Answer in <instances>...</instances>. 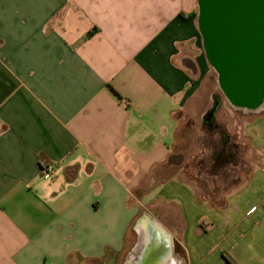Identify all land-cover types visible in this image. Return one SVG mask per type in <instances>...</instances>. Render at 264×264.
Instances as JSON below:
<instances>
[{
  "label": "crops",
  "instance_id": "obj_1",
  "mask_svg": "<svg viewBox=\"0 0 264 264\" xmlns=\"http://www.w3.org/2000/svg\"><path fill=\"white\" fill-rule=\"evenodd\" d=\"M196 9L197 0H0V264L119 251L141 201L179 208L180 226L163 231L179 263L264 264V112L244 125L260 162L224 206L174 176L156 180L181 119L199 112L209 63ZM46 162L56 165L50 179ZM230 165L206 171L226 179Z\"/></svg>",
  "mask_w": 264,
  "mask_h": 264
},
{
  "label": "rangeland",
  "instance_id": "obj_2",
  "mask_svg": "<svg viewBox=\"0 0 264 264\" xmlns=\"http://www.w3.org/2000/svg\"><path fill=\"white\" fill-rule=\"evenodd\" d=\"M197 16L198 7L193 14L196 20ZM197 101L199 103V112L191 111L188 117L181 119L178 126L177 140L173 149V153L179 155L178 163L168 164L166 167L158 166L156 171H154L157 175L156 180L162 181L174 176L192 184L199 197H205L208 201L215 204H224L229 190L241 186L249 175L250 169L260 162V155L250 146L249 140L244 134V125L253 116L263 113L264 108L257 112L235 109L220 90L217 82V73L211 65H208L205 72ZM216 101H218L219 105L212 123L217 128L209 130L204 123L203 114ZM223 136L227 139L226 141L222 139ZM219 146L220 148L221 146L222 148L223 146L228 148L227 152L231 154L229 160L237 164V166H227V172L231 174L226 179L219 175H215L217 178H214L212 174L206 171L208 165L212 167L213 153L216 150L215 148L218 149ZM233 151H238V158L237 156L234 158ZM142 184L145 185L146 182L144 181ZM147 189L148 187H142L140 191L143 194ZM153 192H155V189H153ZM141 193L138 196H143ZM166 222L180 226L179 208L176 205L165 202L150 204L141 201L138 215L131 230H128L123 249L119 251L110 249V251H105L100 259H78L71 264H134L137 255H139L137 245L140 238L144 242L138 225L141 224L143 231L145 229L148 231L149 226L155 223L163 232ZM162 235H166L164 238L169 241V254L172 255L165 264H170L172 261L175 263V260L176 264H181L179 263L181 254L179 252L176 253L174 250L173 253L171 251V249L178 248L176 245L177 241L165 233H162Z\"/></svg>",
  "mask_w": 264,
  "mask_h": 264
},
{
  "label": "water",
  "instance_id": "obj_3",
  "mask_svg": "<svg viewBox=\"0 0 264 264\" xmlns=\"http://www.w3.org/2000/svg\"><path fill=\"white\" fill-rule=\"evenodd\" d=\"M197 7L204 54L224 97L235 109L259 111L264 105V0H197ZM218 105L203 120H212ZM149 227L143 231L141 226L144 242L140 238L134 264H165L169 241L155 223Z\"/></svg>",
  "mask_w": 264,
  "mask_h": 264
},
{
  "label": "trees",
  "instance_id": "obj_4",
  "mask_svg": "<svg viewBox=\"0 0 264 264\" xmlns=\"http://www.w3.org/2000/svg\"><path fill=\"white\" fill-rule=\"evenodd\" d=\"M95 31V29H92L91 31H89L87 34H86V36H90L93 32ZM112 90L115 92V90L112 88ZM116 94H117V96H119V94L117 93V92H115ZM216 102H218V101H216ZM214 119V118H213ZM213 119L212 120H210V121H205L204 120V123L208 126V129L209 130H214V126H213ZM217 128V127H216ZM224 141H226L227 139H225L224 138V136H223V138H222ZM223 148H224V146H223ZM222 148V146H221V148H220V146L218 147V149L217 148H215L216 150H214L215 152L213 153V163L215 164V163H218V158H219V156H222V157H224V154H222L223 153V149ZM178 157H179V155H177V154H175V153H172L169 157H168V160H167V162H166V165H168V164H176V163H178L177 162V159H178ZM214 205H216V206H218V207H222V206H224V204H214ZM131 230V228L129 229V231Z\"/></svg>",
  "mask_w": 264,
  "mask_h": 264
},
{
  "label": "built area",
  "instance_id": "obj_5",
  "mask_svg": "<svg viewBox=\"0 0 264 264\" xmlns=\"http://www.w3.org/2000/svg\"><path fill=\"white\" fill-rule=\"evenodd\" d=\"M55 164L53 162L42 163L40 174L44 179H50L55 172Z\"/></svg>",
  "mask_w": 264,
  "mask_h": 264
},
{
  "label": "flooded vegetation",
  "instance_id": "obj_6",
  "mask_svg": "<svg viewBox=\"0 0 264 264\" xmlns=\"http://www.w3.org/2000/svg\"><path fill=\"white\" fill-rule=\"evenodd\" d=\"M213 126H214V124H213ZM216 126H214V128H215ZM230 147H231V145H230ZM222 154H224V157H222V156H219V158H218V163H215V164H220V163H224V162H226V161H228L229 160V156L231 157V154L229 153V152H227V148L226 147H224L223 148V153ZM214 163H213V166L215 165Z\"/></svg>",
  "mask_w": 264,
  "mask_h": 264
}]
</instances>
